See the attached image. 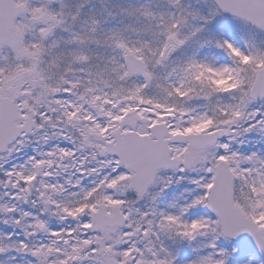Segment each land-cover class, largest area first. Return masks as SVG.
<instances>
[{"label":"snow or ice","instance_id":"snow-or-ice-1","mask_svg":"<svg viewBox=\"0 0 264 264\" xmlns=\"http://www.w3.org/2000/svg\"><path fill=\"white\" fill-rule=\"evenodd\" d=\"M0 264H264V0H0Z\"/></svg>","mask_w":264,"mask_h":264}]
</instances>
